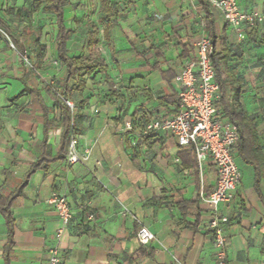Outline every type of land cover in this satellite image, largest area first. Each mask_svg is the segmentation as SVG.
<instances>
[{"label": "crops", "instance_id": "1", "mask_svg": "<svg viewBox=\"0 0 264 264\" xmlns=\"http://www.w3.org/2000/svg\"><path fill=\"white\" fill-rule=\"evenodd\" d=\"M109 1L119 11L104 45L106 75H81L84 87L73 100L81 102L75 134L80 151L89 150L85 161L68 164L54 158L61 126L45 132L42 111L29 107L28 94L17 96L23 89L21 62L12 45L0 39L10 55L0 61V197L11 194L40 158L42 141L50 148V160L32 174L11 205L8 264H46L53 246L60 264H214L209 209L200 200L214 186L212 160L200 176L182 162L183 149L170 133L146 129L153 120L174 116L167 114L174 108L164 99L177 96V86L160 71L169 68L176 74L193 54L192 42L206 34L205 13L197 0ZM238 3L245 11L264 10V0ZM15 8L12 0H0V15L6 19ZM216 20L225 29L228 65L241 79L239 101L255 124L260 147L257 171L235 149L240 182L233 198L218 207L229 219L227 264H264V25L239 41L218 11ZM44 43L42 66L25 82L41 89L52 118L57 112L54 94L44 88L52 85L47 76H54L57 85L64 69L54 42L51 48ZM9 87L14 94H8ZM52 192L65 196L71 212L59 240L55 234L62 223L47 203ZM141 226L155 240L138 251ZM6 243L0 213V264H5Z\"/></svg>", "mask_w": 264, "mask_h": 264}, {"label": "trees", "instance_id": "2", "mask_svg": "<svg viewBox=\"0 0 264 264\" xmlns=\"http://www.w3.org/2000/svg\"><path fill=\"white\" fill-rule=\"evenodd\" d=\"M70 2L71 0H33L32 4L21 5L13 11H9L11 15L7 19L0 15V39L12 45L21 62L20 79L23 82V89L17 96L23 92L28 94L30 96L29 107L36 105L42 111V124L45 132L53 126H61V143L55 159H66L70 137L77 132L75 117L81 102L73 100L75 93L84 87V83L79 80V77L95 72L106 75L107 63L100 46L104 44L107 48L108 31L114 26L119 11L116 3L109 0H99L98 17L95 20L89 19L83 24L78 23L76 26L77 33L75 29L65 26V7L70 5ZM197 2L205 13L204 28L213 47L211 61L215 82L220 89V98L216 103V116L230 121L236 126L238 140L235 149L242 160L252 164L257 171L260 164V147L255 124L246 115L245 109L239 101L241 79L236 76L235 69L228 65L230 55L225 29L218 24L216 20L217 10L209 0H197ZM39 10L46 11L53 16L55 57L64 69L57 85H49L44 88V92H49L52 89L54 94L57 112L52 118L48 117L50 110L41 98V89L25 82L26 78L41 68L46 53V44L42 38L41 28L32 22L33 14ZM76 33L83 37V51L78 55L70 52L69 43ZM160 72L167 83L175 76V72L169 68ZM164 100L174 108L167 110V114L175 115L179 107V99L176 94L173 93ZM67 101L74 102L73 108L67 105ZM49 155L50 148L45 144V141H42L40 158L30 165V169L23 180L19 182L11 194L0 197V213L4 217L7 235V243L4 247L5 264H8L9 260L8 251L11 246L14 226L10 210L11 205L14 199L21 195L23 187L32 174L38 168H42L44 162L50 160L48 159ZM180 155L185 166L196 168V159L192 151L183 149ZM209 194L205 192L204 196L207 197ZM142 249H146V246L140 244L138 251ZM147 252L150 254L149 251Z\"/></svg>", "mask_w": 264, "mask_h": 264}, {"label": "built area", "instance_id": "3", "mask_svg": "<svg viewBox=\"0 0 264 264\" xmlns=\"http://www.w3.org/2000/svg\"><path fill=\"white\" fill-rule=\"evenodd\" d=\"M209 1L235 32L239 41H243L255 26L264 25V10H242L238 0ZM192 47L193 54L182 61L173 77L179 99L177 113L172 117L153 120L146 129L164 130L176 139L180 148L192 151L200 176L207 160H212L215 167L214 186L207 197L200 194V200L209 209L208 229L211 234L214 264H227L225 229L229 219L220 214L218 207L233 198L240 182L241 174L234 155L238 132L232 122L216 116L220 89L214 78L211 61L213 47L207 34L197 37L192 42ZM66 103L73 108L72 102ZM88 156L89 150L80 151L78 136L72 135L66 150V162H82ZM47 203L54 208L62 223V227L55 234L59 240L63 228L71 218V212L65 196L60 193L52 192ZM136 238L142 245H149L155 240L153 232L145 226L138 229ZM48 253L46 264H60L62 258L57 246L49 248Z\"/></svg>", "mask_w": 264, "mask_h": 264}, {"label": "rangeland", "instance_id": "4", "mask_svg": "<svg viewBox=\"0 0 264 264\" xmlns=\"http://www.w3.org/2000/svg\"><path fill=\"white\" fill-rule=\"evenodd\" d=\"M33 0H12L13 8L20 5L32 4ZM98 0H71L70 5L65 7V25L67 28L75 29L78 31L76 26L78 23L83 24L87 20H95L98 17ZM33 23L39 26L44 35V41L47 42L48 46L51 48L53 46V37L55 33L54 19L53 16L46 11L39 10L33 15ZM78 33V32H77ZM74 34L70 40V52L72 54L78 55L83 51V37L79 34ZM106 58L109 60V55L106 52L104 44L100 46ZM10 57L9 52L5 49L3 43L0 42V61H6ZM51 75V74H50ZM48 82L54 85V76H47ZM117 82V87H119V81ZM14 87L8 88V94H14Z\"/></svg>", "mask_w": 264, "mask_h": 264}]
</instances>
